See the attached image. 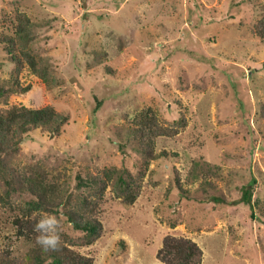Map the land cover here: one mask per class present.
I'll return each mask as SVG.
<instances>
[{
    "label": "rangeland",
    "instance_id": "374dc122",
    "mask_svg": "<svg viewBox=\"0 0 264 264\" xmlns=\"http://www.w3.org/2000/svg\"><path fill=\"white\" fill-rule=\"evenodd\" d=\"M20 13L46 75L24 93L1 41ZM263 15L264 0H0V107L42 102L67 115L56 132L29 127L9 162L42 164L73 191L77 174L106 180L99 237L71 246L93 264H165L166 234L195 240L200 264H264V214L244 200L246 188L264 198ZM143 111L177 129L155 139L165 156L126 135ZM13 215L0 205V250L18 254L30 243Z\"/></svg>",
    "mask_w": 264,
    "mask_h": 264
},
{
    "label": "trees",
    "instance_id": "16d2710c",
    "mask_svg": "<svg viewBox=\"0 0 264 264\" xmlns=\"http://www.w3.org/2000/svg\"><path fill=\"white\" fill-rule=\"evenodd\" d=\"M17 20V28L12 35L3 36L1 41L11 47L8 48L11 50L9 59L15 63L12 89L24 93L43 85L46 75L38 67V59L28 46L32 38L29 17L20 13ZM255 32L264 39V15L256 23ZM66 120L67 115L49 103L29 105L14 101L8 107H0V178L4 183L0 191V205L13 211L12 222L17 236L30 243L25 252L18 254L10 247L1 249L0 264H93L92 256L80 253L71 246L87 245L99 237L103 225L98 212L106 180L100 176H91L88 180L77 174V189L73 191L60 183V173L50 175L42 164L29 163L16 168L8 159L29 127L56 132ZM175 131L176 128L162 124L153 111H143L126 128V135L137 140V150L146 156L157 157L165 156L166 152L155 151L156 137ZM119 182V189L127 188L124 180ZM15 188L26 191L28 196L22 200L13 199L11 193ZM135 195L133 190H127L124 200L132 202ZM244 200L264 214V198H256L252 202L251 190L246 188ZM42 213L55 214L61 221L62 246L58 249L45 251L36 242L34 224ZM64 223H68L76 234H70L62 226ZM202 255V248L195 240L172 234L164 235L162 245L156 251V258L165 264H200Z\"/></svg>",
    "mask_w": 264,
    "mask_h": 264
},
{
    "label": "clouds",
    "instance_id": "9594fccd",
    "mask_svg": "<svg viewBox=\"0 0 264 264\" xmlns=\"http://www.w3.org/2000/svg\"><path fill=\"white\" fill-rule=\"evenodd\" d=\"M60 224L58 216L52 213H42L34 224L36 242L43 250H55L62 246Z\"/></svg>",
    "mask_w": 264,
    "mask_h": 264
}]
</instances>
